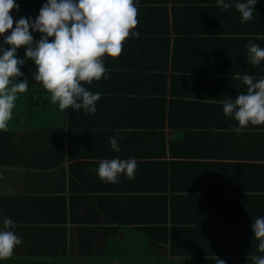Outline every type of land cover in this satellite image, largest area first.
Here are the masks:
<instances>
[{
	"label": "trees",
	"instance_id": "16d2710c",
	"mask_svg": "<svg viewBox=\"0 0 264 264\" xmlns=\"http://www.w3.org/2000/svg\"><path fill=\"white\" fill-rule=\"evenodd\" d=\"M167 1L134 0L138 10V25L133 31L142 37L165 36L170 33L205 36L213 34L214 31L218 32L217 29H211L210 19L223 18L231 25V29L227 30L228 33H253L251 30H242L240 14L234 7L237 0H228V3L233 7L227 10L214 6L213 2H217V0L206 2L198 0L201 4L210 3L211 5L181 10L188 17L193 14L196 16L198 23L194 26L169 25L168 11L164 5ZM46 2L47 0H16L19 6L18 11L14 9L10 13L14 19L13 27L21 17L34 22ZM241 2L245 1L241 0ZM257 3L260 4L255 5L253 13L264 22V0H257ZM176 11L173 9L171 13H177ZM190 27H194L196 30L193 32L185 30ZM258 27L261 29L260 33L264 34V25H258ZM8 34L10 33H5V36ZM32 35L35 44L41 34L32 32ZM3 40L4 37L0 36V47L7 48V45L3 44ZM195 44H199V42H195ZM25 52L26 48L24 47L17 49V58L25 60ZM151 56L144 53L137 55L132 60L133 67L146 70L145 68L150 69L155 63L166 60V58L156 59ZM201 58L200 64H208L206 59ZM103 59L106 73L97 81L100 84L107 81V76L113 74L109 73L108 75L109 69L114 71L124 65L121 55L115 59L107 56ZM185 60L187 63L197 62L193 56L189 55ZM172 63L176 67L181 64L176 61H172ZM25 64L29 65L30 69L26 66L23 68L22 66ZM23 65L20 66L23 75L17 80L19 82L27 78L29 87L26 92L18 94L16 100L18 110L24 107L22 105L24 97L33 95L34 98L50 99V94L42 84L33 80L32 74L37 71L34 62L25 60ZM262 65H264V61H262ZM187 69L189 70V68H185V70ZM105 77L107 78L103 80ZM160 79L162 82L166 81L162 76ZM84 87L87 88V86ZM88 90L94 94L100 92L101 98L114 95V91L103 89L102 86L99 89ZM139 94L143 96L145 92L139 91ZM148 95L151 96L152 93L148 91ZM199 107L202 110L205 108L207 111L212 109L211 105H199ZM16 120H10L7 129L0 130V173L2 175L8 173V177L13 180L16 186L23 187L19 193H16L22 194V197L19 198L15 194L0 199V230H4L3 221L5 218L11 219L15 224L13 230L19 238H22V243L15 247L9 258L0 260V264H98L105 258H112L113 250H108V243H104L101 248L97 249L87 248L92 245L88 240L89 236L108 230L95 229L97 227L93 226L97 219L73 218L70 213L66 217L67 203L65 197L59 195L58 187L55 189L53 186L46 188L44 197L38 196L42 193L41 189L38 191L35 189L37 188L35 185H40L38 183L42 182L48 183L54 176H58L60 171L51 172V169L58 167L63 161L59 153L53 149L59 140L55 136L61 128L59 123L55 126L51 125L52 127L45 125L41 130L49 131L46 133L37 131L36 134L30 128L22 130L17 127L13 128ZM70 122L67 123L69 129L77 128L75 124H80V122H74L75 124ZM199 122L191 123L190 128L194 132H190L187 139L182 137L178 140L175 139V143H169L170 161H166L164 154L161 158L157 157L158 161L143 163L149 169V176L155 178L158 177L159 171L156 174L158 167H163L160 174L162 185H153L152 178V180L149 179L152 181V185L146 188L141 187L142 191L149 194L145 203H126L123 197H119L120 203L116 205V208L119 209L117 213L127 212L128 215H117L110 220L115 221L117 226H132V229L109 230L116 232L117 239L124 231H130L133 244L132 247L129 246L127 250H124V244L117 242L119 243L117 248L120 250L114 252L116 258L126 255L134 258L142 256L144 253L151 254L157 244L163 248L164 255L186 257L192 264H216L215 256L223 259L226 264H253L252 256H264V253H259L257 249H244L243 243L246 242V238H239L243 243L239 246L235 245L241 231H249L251 224L257 218L264 217V185L242 183L244 178H264V153L234 155L219 151L217 148L212 149L210 153H199L198 151L202 148L195 152L193 149L200 147L201 143L202 145L217 144L219 142L218 130L222 128V125L216 121L209 122V124ZM122 124H100L99 126L123 129L124 125ZM143 126L152 127V125ZM167 126L172 128L174 123L169 122ZM177 126H185V124L178 123ZM213 130L215 132H211ZM116 137L119 146L126 139L125 134L123 136L121 133H117ZM43 139L48 142L45 151L39 152L34 148L31 149L34 140L42 142ZM181 140L184 141L182 145ZM26 147H29L30 150ZM31 158L34 162L29 161ZM235 159L242 161H235ZM31 164L33 168L30 166ZM145 177L147 178L146 175ZM29 184L31 185L29 193L31 196L27 197L28 193L25 192L28 190H24V188ZM72 194L71 199H74L76 196ZM94 198L100 200L98 196ZM44 208L47 209L46 216ZM66 224L73 226V229H66ZM68 234L77 238L75 245L68 242ZM98 255L99 257H97Z\"/></svg>",
	"mask_w": 264,
	"mask_h": 264
},
{
	"label": "crops",
	"instance_id": "0c3cea01",
	"mask_svg": "<svg viewBox=\"0 0 264 264\" xmlns=\"http://www.w3.org/2000/svg\"><path fill=\"white\" fill-rule=\"evenodd\" d=\"M206 1L210 0H204V2ZM213 3L216 6L217 2ZM225 3H228V0H225ZM164 5L168 11L169 25L194 26L198 23L196 16L193 14L188 17L181 10L205 7L211 4H201L198 0H168ZM173 9H176L177 13H171ZM163 20H165L164 17ZM209 24H211V29H217L218 32L214 31L213 34L205 36L179 33L147 37L130 35L124 42L121 53L124 65L114 71L109 69L108 75L109 73L113 74L107 76V81H103L107 78L105 77L101 84L95 80L91 84H82L83 87L87 86L91 90L99 89L102 86L103 89L114 91V95L101 98L96 103L94 114L85 112L83 109L61 110L58 104L51 103L50 99L34 98L33 95L22 99L24 107L21 110H18L17 101H15L11 120H17L14 122L13 128L17 127L20 130L30 128L37 134V131L42 133L49 131L41 130L45 125L52 127L51 125L55 126L59 123L61 128L55 135L59 140L53 149L59 153L63 161L58 167L51 169V172L60 171L58 176H54L48 183L42 182L38 183L40 185H35L37 187L35 189L37 191L41 189L42 193L38 196L44 197L46 188L53 186L55 189L58 187L59 195L64 196L67 203L66 217L70 213L73 218L97 219L93 226L97 227L95 229H108L88 237L92 245L87 248L97 249L101 248L104 243H108V250H113L112 258H105L98 264H161L162 262L192 264L186 257L164 255L163 248L158 244L151 254L144 253V255L134 258L128 255L116 258L114 252L120 250L117 248L119 247L117 244L123 243V249L127 250L129 246L132 247L133 239L128 230L121 233L118 239L116 232L109 230L132 229V226H117L115 221L110 220L117 215H128L127 212L117 213L119 209L116 208V205L120 203L119 197H123L126 203H145L147 201L149 194L142 191V188L152 185V181L149 180L152 178L153 185H162L160 174L163 167H158L156 170V174L159 171L158 177L155 178L149 176V169L143 163L158 161L164 154L166 161H170L169 143H175V139L178 140L182 137L187 139L188 134L194 132L190 128L191 123L203 121L199 123L209 124V122L216 121L222 125V128L218 130L219 142L212 145H202L201 143L200 147L193 149L195 152L202 148L198 151L199 153H210L212 149L217 148L219 151L234 155L264 153V125L253 126L250 124L240 132H236L234 129L238 127L237 122L231 117H226L223 113V101H234L238 94L247 91V86L242 81L232 79L233 74L251 75L256 80L264 79L262 61L258 65H253L247 58V45L250 40L260 48H264V38L254 39L256 35L264 37L258 27V25L263 26L264 22L253 13V18L250 21L240 23L243 26L242 30H251L252 34L228 33L227 30L231 25L223 18H211ZM185 30L193 32L196 28L190 27ZM195 42H199V44H195ZM141 53L150 54L156 59L166 58V60H161V63H155L152 68H145L146 70L133 67L132 60ZM188 55L193 56L197 62L187 63L185 59ZM201 57L206 59L208 64H200ZM172 61L181 64L176 67ZM25 66L30 69L27 64L22 67ZM185 68H189V70H185ZM161 76L166 80L165 82L161 81ZM139 91H144L145 94L142 96ZM148 91L152 93L151 96L148 95ZM199 105H211L212 109L211 111H207L205 108L202 110ZM69 121L73 124L80 122V124H75L77 128L69 129L67 128ZM169 122L174 123L172 128H168L167 123ZM116 123H123L124 128L120 133L126 136V139L120 144V152H114L109 143V137L117 136V129L99 126L100 124ZM178 123H183L185 126H177ZM143 125H152V127ZM211 132H215V130ZM41 141L34 140L31 149L34 148L39 152L45 151L48 142L44 139ZM181 141L182 145L184 141ZM29 147L26 148L30 150ZM114 158L135 159L137 168L134 177L129 179L125 174H121L117 184L102 181L96 172L99 162ZM29 161L32 162L33 158ZM235 161L242 160L235 159ZM30 166L33 168L32 164ZM8 176V173L7 175L0 173V199L14 196L23 188L16 186ZM242 183L264 185V178H244ZM30 186L29 184L24 188V190H28L25 192L28 193L27 197L31 196L29 195ZM95 191H97L96 194ZM71 194L76 197L71 199ZM16 195L19 198L22 197V194ZM96 196L100 197V200L95 199ZM161 200L163 201V198ZM159 202H161L160 199ZM92 203L94 204L92 205ZM44 214L47 215L45 208ZM66 229H73V226L66 224ZM67 236L69 237L68 242L75 245L77 238L74 235L69 236L68 234ZM239 238H246V242L243 243ZM241 243L244 244H242L244 249H258L259 241L255 239L249 229V231H241L237 236L235 245L239 246ZM99 255L101 257V254Z\"/></svg>",
	"mask_w": 264,
	"mask_h": 264
},
{
	"label": "clouds",
	"instance_id": "9594fccd",
	"mask_svg": "<svg viewBox=\"0 0 264 264\" xmlns=\"http://www.w3.org/2000/svg\"><path fill=\"white\" fill-rule=\"evenodd\" d=\"M257 0H237L234 7L240 14L241 23L253 18ZM217 7L224 10L233 7L225 0H217ZM16 0H0V36L4 37L0 47V130H6L12 118L18 94L29 87L27 78L18 82L23 74L20 66L25 60L33 61L37 71L33 80L42 84L50 94V101L59 109H83L95 113L96 103L102 94H95L83 87L105 76L104 57L115 59L123 51V44L138 25V10L134 0H47L41 7L38 17L32 22L21 17L15 22L10 13L16 9ZM31 30V31H30ZM32 32H39L38 41L33 40ZM5 33H10L5 36ZM260 35L254 37L259 40ZM26 48L25 60L17 58V49ZM248 60L253 65L264 61V48L256 43L247 45ZM232 79L240 80L247 86L246 93L238 94L235 100L223 101V113L233 118L240 132L248 125H264V79L256 80L251 75L233 74ZM79 101V102H78ZM122 130L117 129L120 133ZM114 152H120L117 137H109ZM137 168L135 159L101 160L96 169L98 177L107 183H119L121 174L129 179L134 177ZM0 230V260L9 258L16 246L22 243L15 232L11 219L3 221ZM251 231L259 241L258 252L264 253V217L251 224ZM216 264H226L215 256ZM253 264H264V256H252Z\"/></svg>",
	"mask_w": 264,
	"mask_h": 264
},
{
	"label": "rangeland",
	"instance_id": "374dc122",
	"mask_svg": "<svg viewBox=\"0 0 264 264\" xmlns=\"http://www.w3.org/2000/svg\"><path fill=\"white\" fill-rule=\"evenodd\" d=\"M161 264H172L171 262H162Z\"/></svg>",
	"mask_w": 264,
	"mask_h": 264
}]
</instances>
